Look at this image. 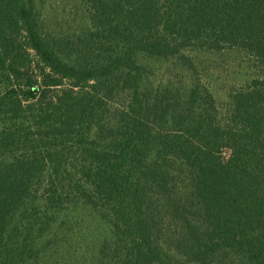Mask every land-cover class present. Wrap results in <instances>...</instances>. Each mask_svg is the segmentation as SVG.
I'll return each mask as SVG.
<instances>
[{"label": "trees", "instance_id": "obj_1", "mask_svg": "<svg viewBox=\"0 0 264 264\" xmlns=\"http://www.w3.org/2000/svg\"><path fill=\"white\" fill-rule=\"evenodd\" d=\"M80 1L58 34L39 0H0V264H36L80 201L108 225L96 264H264V0ZM195 50L254 70L223 115L150 83Z\"/></svg>", "mask_w": 264, "mask_h": 264}, {"label": "rangeland", "instance_id": "obj_2", "mask_svg": "<svg viewBox=\"0 0 264 264\" xmlns=\"http://www.w3.org/2000/svg\"><path fill=\"white\" fill-rule=\"evenodd\" d=\"M39 6L49 29L58 34L77 31L86 24L88 14L80 0H39ZM189 54L191 68L179 60H152L150 83L180 89L196 83L209 89L219 113L225 114L231 93L246 87L254 75L246 56L230 51L195 50ZM221 155L227 159L230 151L224 148ZM108 235V225L97 210L80 201L61 214L44 238L50 243L36 264H96L100 245Z\"/></svg>", "mask_w": 264, "mask_h": 264}]
</instances>
